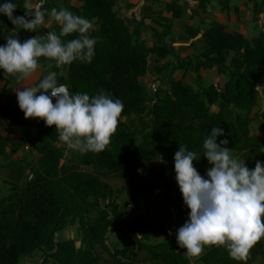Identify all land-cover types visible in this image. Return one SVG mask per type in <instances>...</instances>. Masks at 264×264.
<instances>
[{
  "label": "trees",
  "instance_id": "16d2710c",
  "mask_svg": "<svg viewBox=\"0 0 264 264\" xmlns=\"http://www.w3.org/2000/svg\"><path fill=\"white\" fill-rule=\"evenodd\" d=\"M57 0H44L43 5L55 6ZM71 5L63 0L64 7L75 15L93 22L89 35L97 38L94 56L90 63L74 61L65 66V77L58 83L67 86L69 93L97 95L103 91L123 104L115 132L102 152L79 153L76 163L61 164L64 152L56 146L59 133L55 126H46L43 120L34 122L17 117L18 104H0V116L9 121L17 131V140L0 138V156L5 145L9 154L16 153L27 145L38 155L34 165H15L8 162L9 177L20 182L26 168L35 171L32 181H27L25 193L30 199H21L16 192L0 199V264H19L25 256L41 253L39 264H102L105 260L95 252V246L107 252L115 264H135L138 253L144 251V261L165 264H189L183 249L177 247L176 239L151 245L150 238L164 231L161 222L148 224L145 215L154 211L147 206L143 212L134 214L139 208L138 198L152 192L163 184L161 200L166 205L174 204L178 212L188 216L189 209L183 204L182 194L175 180L174 153L179 146L195 154L193 166L201 176L211 167L202 152L203 139L212 127L223 129L226 147L242 156L245 165L252 169L255 162H264V104L254 112L258 96L256 78L264 70V30L252 38L240 32H230L225 24L211 21L203 30L187 26L186 35L202 40L200 52L180 57L179 51L166 42L148 45L140 38L144 19H135L138 27L130 30L116 9L117 0H76ZM154 1V0H152ZM210 0H198L194 14L204 11ZM17 5L13 15H24V0H11ZM229 0H225V6ZM57 9V7H55ZM252 9L257 17L264 12V0H253ZM170 17L155 20L161 28L163 38L172 31L173 20L180 19L183 9L176 0L165 4ZM236 12L237 9L234 8ZM96 23L97 28L94 27ZM59 33V25L53 20L50 27L43 25L38 33ZM11 32L28 39L29 32L14 26L6 16H0V44ZM76 34L64 37L70 40ZM188 47L193 48L190 42ZM167 56L172 60H165ZM152 61L153 71L166 74L171 68L184 73L195 72L197 88L183 83L182 79L168 78V87L153 94L154 101L146 106L145 87L140 84ZM163 61V63H160ZM44 58L38 60L43 73L57 71ZM214 70L222 77L221 82L205 83L201 71ZM37 79L32 86H35ZM14 75L0 74L4 86L16 82ZM50 91V90H49ZM162 95V96H160ZM1 98V92H0ZM215 111L211 112L210 107ZM126 118H130L128 122ZM253 118L260 122L259 135L252 134ZM161 160L157 171L149 162ZM89 165L92 171L80 169ZM113 175L128 178L129 183L117 193L126 192L127 204L121 205L113 199L115 192L102 183L101 177ZM13 197V199H12ZM103 201H107L103 207ZM131 206L132 210L127 211ZM95 210L97 216L89 218L87 212ZM76 225L81 234L80 245L74 239L61 240L60 234ZM124 226L131 237L121 248H110L109 234L118 226ZM57 235V241L54 236ZM200 258L202 264H249L258 254H264V241L259 239L249 250L247 258L237 261L228 256L222 246H206ZM264 264V263H263Z\"/></svg>",
  "mask_w": 264,
  "mask_h": 264
},
{
  "label": "clouds",
  "instance_id": "9594fccd",
  "mask_svg": "<svg viewBox=\"0 0 264 264\" xmlns=\"http://www.w3.org/2000/svg\"><path fill=\"white\" fill-rule=\"evenodd\" d=\"M43 3L38 0L33 5L31 0H24L25 14L14 16L17 5L0 0V16L24 31H38L45 23ZM47 15L59 25V33L50 31L22 42L15 35L6 36V43L0 44V74L27 79L36 71L40 58L49 61L48 67L54 66L59 72L49 71L35 86L15 92L24 118H39L46 126L54 125L59 140L71 150L102 152L116 130L122 102L103 91L91 97L88 93L71 94L58 83V77L66 78L65 66L74 61L91 62L97 42L89 35L93 22L63 7L52 8ZM73 33L75 38L63 39ZM223 134L216 126L203 139L201 153L211 165L205 176L193 166L197 159L192 151L179 146L174 153L175 180L183 204L190 210L176 229L175 239L189 264L206 246H222L230 258L243 261L264 237V162L257 160L254 168H248L226 147L227 139L217 143ZM258 152L264 153V146H259Z\"/></svg>",
  "mask_w": 264,
  "mask_h": 264
},
{
  "label": "rangeland",
  "instance_id": "374dc122",
  "mask_svg": "<svg viewBox=\"0 0 264 264\" xmlns=\"http://www.w3.org/2000/svg\"><path fill=\"white\" fill-rule=\"evenodd\" d=\"M169 1L170 0H117L116 9L118 10V14L123 18L130 30H132L133 28H137L138 25L136 22H134L133 19H144V26L141 29L140 38L144 40L148 45H151L154 42H166L173 45L174 48L179 51L180 57H184L185 55L192 56L193 54L200 52L203 44L199 35L192 40L187 37V26L198 27L199 29L203 30L209 25L211 21H217L219 23L225 24L230 32H240L249 39L256 36L261 30H264V12L258 17L254 15L252 9L253 0H229L226 6L224 5L225 0H210L205 12H200L197 15H193L191 18L190 16L194 14L193 9L196 8L197 1L176 0L178 5L182 6L183 14L180 19L173 20L171 33L167 37L163 38L161 35L162 28L157 23H155V20L162 18L163 15L166 16L167 12L165 10V4H167ZM37 2L38 0H31V3L33 5H35ZM69 3L78 5L75 0H69ZM57 5L59 9L61 7L64 8L63 0H58ZM234 8L237 9L236 12L234 11ZM168 17H170V14H168ZM50 22L51 19H46L44 25L49 26ZM94 27L97 28L96 23H94ZM38 34L40 33L37 32L35 36ZM190 42L193 43V48L188 47V44ZM165 60H172V57L167 56ZM160 63H163V61H161ZM151 65L152 61L150 63L147 74L140 79V84L145 87L147 107H150L152 102L154 101L151 88L156 81H160V85L157 86L156 91H158L159 89H166L168 87L167 80L170 77L175 80L182 79L183 83L191 84L195 89L198 86L197 82L195 81V72L184 73L182 70L171 68L168 73L158 75L153 71ZM44 75H46V73H43V71H41V69L37 67L36 71L27 79L17 80L16 82L6 86L0 83V104H17L15 95L16 90H22V87L32 86L37 79L43 78ZM201 75L205 83H219L223 80L222 77L218 76L214 70L201 71ZM256 80L258 83V96L257 101L254 105V112H259L264 104V70L261 71ZM53 103H55L54 98ZM210 110L211 112H213L216 110V108L212 106L210 107ZM17 117L29 122H34L39 119H25L21 110L17 113ZM129 120L130 118L125 119L126 122H128ZM259 127V120L257 118H253V121L251 123L252 134L258 136ZM0 138H8L11 140L18 139L17 131L15 130L14 126L1 116ZM56 146L61 148L65 155V160H63L61 164L71 165L77 162L75 158L80 153L79 151L67 148V146L59 139L56 142ZM3 150L5 156H3V154L0 156V199L8 197L14 192H16L21 199H30V197L24 191V187L28 183L27 180L25 181L24 174L20 182H14L9 177L10 167L7 166V164L8 162H10L15 165L29 164L30 166H32L34 165L38 155L34 152V150L26 149L25 146L21 147L14 154H9L8 145H5ZM231 153L236 158L242 161V156L240 154H237L236 152ZM192 163L194 164V160ZM148 164L150 168L157 171L161 168L162 161L153 160ZM80 169L92 171V167L89 165L82 166ZM101 181L103 184H105L115 192L113 199L116 201V203L121 205L127 204L128 196L126 192L117 193V191L129 183L128 178H118L113 175H109L105 177L102 176ZM163 187V184L160 183L152 192H149L145 196L138 198L139 208L134 211V214H138L140 212H143L147 206H153L154 211L145 215L144 221L148 224L155 222H161L163 224L164 231L152 236L148 241V243L151 245H156L158 243L166 241V239L169 237H174L176 229L181 227L187 219V217L182 216L178 212V209L174 204H166L165 206H163V201L161 200V191L163 190ZM106 202L103 201L102 207ZM127 208H129L130 211L132 210L131 206H128ZM97 213L98 212H96L95 210H89L87 212V215L89 218H95V216H97ZM170 232L171 234H169ZM59 237L61 240L74 239L76 246L80 245L81 234L76 225L63 231ZM130 237L131 235L128 230L124 226L120 225L109 234L107 244L110 248H121L129 241ZM261 240L264 241V237H261ZM184 251L185 250L183 249V253ZM95 252L105 260L104 262H102V264H115L112 262L109 254L101 248L100 244H97L95 246ZM204 252L205 249H203L201 255L198 258L194 259L193 264H202L200 258L203 256ZM144 255V251L138 253V261L135 264H165L163 261H159L157 263L144 261L142 259ZM40 258L41 253L37 251L32 256L20 258L19 264H39ZM263 263L264 254H258L250 261L249 264Z\"/></svg>",
  "mask_w": 264,
  "mask_h": 264
},
{
  "label": "crops",
  "instance_id": "0c3cea01",
  "mask_svg": "<svg viewBox=\"0 0 264 264\" xmlns=\"http://www.w3.org/2000/svg\"><path fill=\"white\" fill-rule=\"evenodd\" d=\"M58 1V0H57ZM57 1L55 2V6H53V5H51V4H46V5H42V11H45V20L46 19H49V17H48V15H47V11H50L52 8H55V7H57V10H59V8H58V5H57ZM74 1V0H73ZM171 1V0H170ZM169 1V2H170ZM194 1H197L196 2V8H197V5H198V0H194ZM75 2L76 3H78L79 4V2H77L76 0H75ZM178 4V3H177ZM71 5H74V4H71ZM208 5V4H207ZM117 6V5H116ZM181 6V5H180ZM182 7V6H181ZM207 7V6H206ZM206 7H205V10H206ZM65 8V7H64ZM196 8H194L193 9V13H194V11L196 10ZM205 10L204 11H199V13L200 12H205ZM168 14L169 13H167L166 14V16H164L163 15V17H168ZM195 15H197V14H195ZM169 18V17H168ZM133 20H135V19H133ZM138 20V19H137ZM177 20V19H176ZM192 20V19H191ZM135 22V21H134ZM52 23H53V20H51V22H50V25L49 26H45L44 24H43V26L44 27H50L51 25H52ZM137 27H138V25H137ZM133 29H135V28H133ZM35 34H37V31H34V32H29V34L27 35V38H30V37H33V36H35ZM9 35H15L16 37H19L18 39L21 41L22 40V36L21 35H19V34H17V33H15V34H13V32H11ZM38 35H43V34H38ZM0 40H4L3 38H1ZM40 68V67H39ZM163 206H165V204L163 203ZM25 257H28V256H25ZM24 257V258H25Z\"/></svg>",
  "mask_w": 264,
  "mask_h": 264
},
{
  "label": "built area",
  "instance_id": "2783aa9c",
  "mask_svg": "<svg viewBox=\"0 0 264 264\" xmlns=\"http://www.w3.org/2000/svg\"><path fill=\"white\" fill-rule=\"evenodd\" d=\"M25 148H26V149H31V148H30L29 146H27V145H25ZM31 150H33V149H31ZM25 174H26V180H27V181H32L33 178H34V175H35V171L30 170V169H27L26 172H25Z\"/></svg>",
  "mask_w": 264,
  "mask_h": 264
},
{
  "label": "water",
  "instance_id": "95a60500",
  "mask_svg": "<svg viewBox=\"0 0 264 264\" xmlns=\"http://www.w3.org/2000/svg\"><path fill=\"white\" fill-rule=\"evenodd\" d=\"M160 85V81H156L154 84H153V86H152V88H151V91H152V93L154 94L155 92H156V88H157V86H159ZM66 86V85H65ZM67 87V86H66ZM63 162V160H61V163ZM127 211L129 212L130 210H129V208H127ZM54 241H57V235H55L54 236Z\"/></svg>",
  "mask_w": 264,
  "mask_h": 264
}]
</instances>
